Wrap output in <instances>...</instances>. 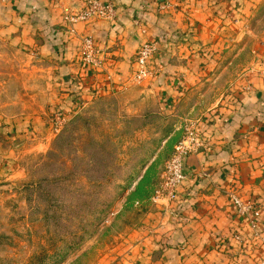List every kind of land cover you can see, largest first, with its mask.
Masks as SVG:
<instances>
[{
	"label": "crops",
	"instance_id": "0c3cea01",
	"mask_svg": "<svg viewBox=\"0 0 264 264\" xmlns=\"http://www.w3.org/2000/svg\"><path fill=\"white\" fill-rule=\"evenodd\" d=\"M103 1L115 6V18L71 25L65 12L83 10L87 0H0V38L52 63L49 102L65 116L130 93L136 53L156 41V74L141 95L179 121L197 120L207 137L206 148L187 159L176 199L150 200L142 241L114 264H264V63L241 74L224 100L203 107L200 98L202 86L219 79L209 66L221 58L223 37L247 26L264 0ZM89 35L104 59L99 68L82 61ZM233 196L255 204L259 216L240 215Z\"/></svg>",
	"mask_w": 264,
	"mask_h": 264
},
{
	"label": "rangeland",
	"instance_id": "374dc122",
	"mask_svg": "<svg viewBox=\"0 0 264 264\" xmlns=\"http://www.w3.org/2000/svg\"><path fill=\"white\" fill-rule=\"evenodd\" d=\"M246 24L222 36L203 107L264 63V6ZM52 70L0 38V264H114L142 241L152 189L188 121L141 95L145 81L65 116L49 102Z\"/></svg>",
	"mask_w": 264,
	"mask_h": 264
},
{
	"label": "built area",
	"instance_id": "2783aa9c",
	"mask_svg": "<svg viewBox=\"0 0 264 264\" xmlns=\"http://www.w3.org/2000/svg\"><path fill=\"white\" fill-rule=\"evenodd\" d=\"M2 1L12 2L14 0ZM167 5L164 4L163 7ZM115 16L116 8L112 3L103 0H87L83 10L76 12L66 11L64 20L74 25L90 18L113 19ZM156 51V41H147L141 45L135 56L136 71L133 78L134 83L138 84L151 79L156 74L153 61ZM80 52L82 61L86 65H93L98 68L103 65L104 59L101 58L92 35L82 39ZM63 119L59 116V113L55 114L56 121H62ZM207 143V137L198 129V121L188 120L185 124L182 138L176 143L171 155L165 162L159 184L151 198L154 202L163 198L169 201L176 199L177 190L186 179L185 165L187 159L206 148ZM232 201L240 215L253 213L254 216H259L260 213L252 202H245L237 196H233Z\"/></svg>",
	"mask_w": 264,
	"mask_h": 264
},
{
	"label": "trees",
	"instance_id": "16d2710c",
	"mask_svg": "<svg viewBox=\"0 0 264 264\" xmlns=\"http://www.w3.org/2000/svg\"><path fill=\"white\" fill-rule=\"evenodd\" d=\"M100 98V97H99ZM99 98H97L96 100H98ZM176 145V144H175ZM174 145V146H175ZM174 148V147H173ZM173 148H172V150L170 151V153L168 154V156H167V159L169 158V156L171 155V153H172V151H173ZM166 159V160H167ZM166 162V161H165ZM164 165H165V163H164ZM164 165H163V167H162V169H161V171H160V173H159V181H160V176H161V174H162V172H163V170H164ZM159 181H158V183L155 185V182H154V189H152V196L154 195V192H155V190H156V188H157V186H158V184H159ZM152 196H150V197H152Z\"/></svg>",
	"mask_w": 264,
	"mask_h": 264
}]
</instances>
